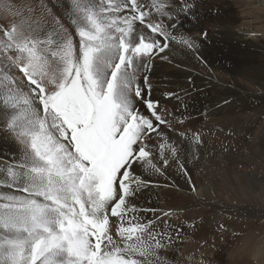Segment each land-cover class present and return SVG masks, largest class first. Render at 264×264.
<instances>
[{
  "label": "snow or ice",
  "instance_id": "1",
  "mask_svg": "<svg viewBox=\"0 0 264 264\" xmlns=\"http://www.w3.org/2000/svg\"><path fill=\"white\" fill-rule=\"evenodd\" d=\"M41 8L42 20L0 26V131L22 146L0 166V264H167L173 226L130 204L148 186L133 166L161 173L153 133L164 165L165 152L175 156L160 130L171 113L152 99L147 73L168 41L195 42L173 34L168 0H70L74 32Z\"/></svg>",
  "mask_w": 264,
  "mask_h": 264
},
{
  "label": "bare ground",
  "instance_id": "2",
  "mask_svg": "<svg viewBox=\"0 0 264 264\" xmlns=\"http://www.w3.org/2000/svg\"><path fill=\"white\" fill-rule=\"evenodd\" d=\"M168 3L180 20L173 34L190 37L196 45L191 49L170 40L169 47L152 58L147 73L152 99L171 113L166 116L171 128L160 125L163 138L177 151L175 156L165 152V166L161 137L152 134L148 143L154 163L165 174L133 166L148 186L130 204L160 210L155 213L161 217L159 229L165 220L173 226L175 242L161 253L167 264H264V0ZM182 3L192 5L187 15L178 11ZM41 4L74 32L65 19L70 0H0V26L29 17L42 20L46 13ZM164 21L172 23L166 17ZM139 82L143 85V74ZM196 136L204 148L198 147ZM21 152L16 139L0 131V166L19 160ZM178 162L189 172L195 195L189 193ZM169 211V217L162 215ZM138 215L155 218L153 213Z\"/></svg>",
  "mask_w": 264,
  "mask_h": 264
},
{
  "label": "rangeland",
  "instance_id": "3",
  "mask_svg": "<svg viewBox=\"0 0 264 264\" xmlns=\"http://www.w3.org/2000/svg\"><path fill=\"white\" fill-rule=\"evenodd\" d=\"M216 12H214V14H215ZM241 168V166H239V169ZM163 175L165 174L164 172L162 173ZM235 188H236V186H234L232 189L233 190H235ZM170 198H168V201H170L169 200ZM236 203V201H233V204H235ZM143 205V204H142ZM143 209V208H142ZM145 209V208H144ZM141 212H143V211H141ZM145 213V212H144ZM238 232H240L239 234H241V235H243V233L245 232L244 230H240V231H238ZM224 263V261L223 262H221V264H223ZM208 264V263H207ZM218 264H220L219 262H218ZM225 264V263H224ZM240 264H243L242 262H240Z\"/></svg>",
  "mask_w": 264,
  "mask_h": 264
}]
</instances>
